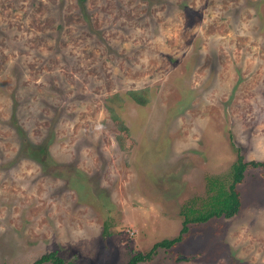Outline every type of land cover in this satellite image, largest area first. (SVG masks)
I'll use <instances>...</instances> for the list:
<instances>
[{
  "label": "rangeland",
  "instance_id": "374dc122",
  "mask_svg": "<svg viewBox=\"0 0 264 264\" xmlns=\"http://www.w3.org/2000/svg\"><path fill=\"white\" fill-rule=\"evenodd\" d=\"M239 156L264 162V0H0V264H127ZM237 190L139 264H264V170Z\"/></svg>",
  "mask_w": 264,
  "mask_h": 264
},
{
  "label": "trees",
  "instance_id": "16d2710c",
  "mask_svg": "<svg viewBox=\"0 0 264 264\" xmlns=\"http://www.w3.org/2000/svg\"><path fill=\"white\" fill-rule=\"evenodd\" d=\"M79 3L84 0H77ZM129 97L140 105H145V98H143L140 93L130 92ZM18 132L21 135L22 132L18 125ZM25 143L28 142L25 139ZM24 146H26L23 143ZM29 149L33 150L34 155L40 156L44 154L43 148H38L36 146H31ZM40 162L44 163L42 157H40ZM259 167L264 170V162H245L242 157L239 156L237 161L231 166V169L227 177L212 178L207 181V193L204 199L199 201L197 207L187 206L183 212H181L182 217V227L180 233L177 237L173 239H164L153 245L151 250L146 254H135L133 255L127 264H139L141 262L149 261L153 257V254L158 249H170L177 243L183 241L184 236L188 233L189 226L195 224H205L212 219L225 218L230 219L234 217L240 209L239 192L237 190L238 186L242 183L244 178V172L247 167ZM109 224L105 223L103 228V236L108 235ZM182 259L178 257L177 260ZM65 264L63 260L58 257L55 253H49L47 255L41 256L39 259L34 261L32 264ZM239 264V263H237Z\"/></svg>",
  "mask_w": 264,
  "mask_h": 264
}]
</instances>
